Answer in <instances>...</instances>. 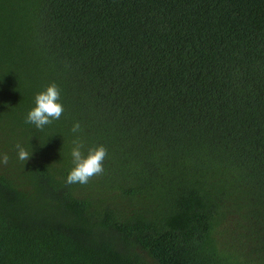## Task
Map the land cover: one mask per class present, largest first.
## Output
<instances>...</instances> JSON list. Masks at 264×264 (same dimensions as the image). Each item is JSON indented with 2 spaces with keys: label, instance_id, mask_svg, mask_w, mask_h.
Instances as JSON below:
<instances>
[{
  "label": "trees",
  "instance_id": "obj_1",
  "mask_svg": "<svg viewBox=\"0 0 264 264\" xmlns=\"http://www.w3.org/2000/svg\"><path fill=\"white\" fill-rule=\"evenodd\" d=\"M0 153V264H264V0H0Z\"/></svg>",
  "mask_w": 264,
  "mask_h": 264
},
{
  "label": "clouds",
  "instance_id": "obj_2",
  "mask_svg": "<svg viewBox=\"0 0 264 264\" xmlns=\"http://www.w3.org/2000/svg\"><path fill=\"white\" fill-rule=\"evenodd\" d=\"M60 88L55 82L47 84L42 91L35 94L34 107H32L25 117V123H30L38 130H43L46 125H50L54 120L60 119L64 113V107L59 102ZM70 131L74 134L82 132L79 121L73 123ZM71 157L73 167L66 176V183L86 185L93 177L104 172V161L108 155L104 145H95L84 149V143L79 136L72 140ZM17 157L20 161L29 159L31 152L26 150L19 142L15 145ZM9 163L7 153H0V167Z\"/></svg>",
  "mask_w": 264,
  "mask_h": 264
}]
</instances>
